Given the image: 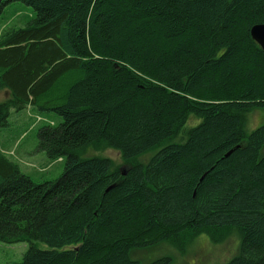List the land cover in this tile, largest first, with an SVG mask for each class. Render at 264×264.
Here are the masks:
<instances>
[{"label": "trees", "instance_id": "obj_1", "mask_svg": "<svg viewBox=\"0 0 264 264\" xmlns=\"http://www.w3.org/2000/svg\"><path fill=\"white\" fill-rule=\"evenodd\" d=\"M11 3L32 14L0 32V127L57 114L37 148L65 160L36 183L0 149V241L30 244L11 264H140L201 234L239 240L224 264H264V124L247 130L264 111L249 33L264 0H0V18ZM103 149L124 167L86 156Z\"/></svg>", "mask_w": 264, "mask_h": 264}, {"label": "rangeland", "instance_id": "obj_2", "mask_svg": "<svg viewBox=\"0 0 264 264\" xmlns=\"http://www.w3.org/2000/svg\"><path fill=\"white\" fill-rule=\"evenodd\" d=\"M32 11L29 7L19 3L9 4L0 18V32L6 27H21L27 21ZM5 92V91H4ZM8 97V93L0 92V101ZM44 120H41V117ZM62 118L54 113L39 114L32 108L10 110L8 125L0 127V149L19 164L20 170L34 182L52 181L57 179L65 165V160H50L43 151L37 148V131L47 123L58 125ZM264 124V111L254 110L248 116L247 130L252 131ZM154 151L139 157V161L146 162ZM86 156H101L113 160L114 164L124 167L120 153L114 149L99 151L88 150ZM38 249H48L42 242H34ZM28 242L6 243L0 241V264L18 263L29 248ZM239 240L231 237L221 244H214L207 235L196 237L184 252L180 253L166 245L151 248L133 254L139 258L140 264H152L156 259L170 255L172 264H224L238 251ZM136 256V257H135Z\"/></svg>", "mask_w": 264, "mask_h": 264}, {"label": "water", "instance_id": "obj_3", "mask_svg": "<svg viewBox=\"0 0 264 264\" xmlns=\"http://www.w3.org/2000/svg\"><path fill=\"white\" fill-rule=\"evenodd\" d=\"M251 38L264 53V23L255 24L249 29Z\"/></svg>", "mask_w": 264, "mask_h": 264}]
</instances>
